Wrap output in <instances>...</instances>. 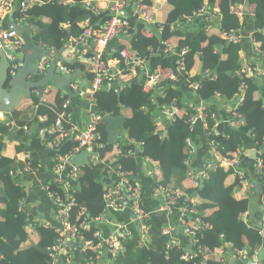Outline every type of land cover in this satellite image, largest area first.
Segmentation results:
<instances>
[{"label":"trees","instance_id":"1","mask_svg":"<svg viewBox=\"0 0 264 264\" xmlns=\"http://www.w3.org/2000/svg\"><path fill=\"white\" fill-rule=\"evenodd\" d=\"M63 1L45 0L43 5L29 11V20L32 22L29 23V29L33 28L32 33L29 34L30 44L34 48L45 45L57 51L64 44L66 45L69 37H77L81 34L80 24L91 20L94 25H102L110 19L109 13L98 14L94 11V3L97 0H90L93 3L90 8L83 5V0H72L69 6H63ZM141 1L150 8L159 5L158 0ZM163 3V8L157 12L158 20L165 26L162 39H171L170 44L187 50L185 54L187 69L195 70L196 79L202 84L196 101L210 102L217 93L228 101L242 92L244 104L239 108V113L244 118V125L238 129V133H229L227 126L221 124L220 136L214 138L209 137L201 127H192L190 117L185 115L186 110L182 103L184 93L169 86L168 80H165L160 87H156L155 93L151 94L144 93L142 83L137 80L126 85L119 93L116 89L97 93L95 102L98 113L104 118L106 115L125 117L127 132L116 144H108L106 151L97 150L100 155L98 164L91 162L89 166L81 168L76 202L79 209L86 210V214L78 219L80 211L74 210L71 222L73 226H79L87 217L90 228L82 232L87 238H92L93 233L100 228L99 219L106 207L104 195L107 191L106 173L107 169L109 170L108 163L103 162V157L120 144L122 154L116 163L122 165L124 171L132 172L133 176L137 177L139 168L144 170L143 163L148 158L158 163L161 184L172 185L174 189L180 190L189 197L198 194L194 197V205H191L190 218L193 222L202 220L208 223L209 227L203 228L197 234L198 244L193 252H198L206 264H221L219 259L210 257L216 249L227 243L232 244L236 249L247 251L251 256L254 251H261L264 248V236L260 235L261 228L249 226L242 218L245 212L251 210L250 198L244 196L241 199L236 198V190L240 192L242 186L237 181V186L228 185L229 179L236 176L234 169L219 166L211 153L207 157L212 167L208 177L204 178L202 186L201 178H197L195 186V181L190 175L194 173L191 164L193 166V156L197 154V150H194V146H189L188 141H196L199 132H203L208 143L212 141L218 143V154L222 158H235L237 150L244 148V137L253 139L255 148L263 145L261 139L264 138V100H260L261 97L258 96L261 92L260 85L254 80V75H249L247 71L257 66L254 61L256 59L257 62L256 57L259 56L255 52V47L264 50V0H165ZM205 5L209 13H217L220 18L216 28L207 30L208 22L196 20L198 28L193 26L192 30L184 27L185 30L170 31V27L180 22L184 16H192ZM132 13L131 6L127 8L132 27L129 34L120 36L110 45L111 49L116 51L113 58H117L121 50L128 49L133 54L142 55L152 69L161 66L165 72L174 70L178 59L170 54L166 55V46L162 44L161 37L156 32L147 33L145 24L138 17H133ZM22 16L21 12H17L12 18L20 20ZM62 25L69 26L68 30H64ZM231 33L242 35L238 44L229 43L224 38ZM82 63L83 59L78 58L68 66L75 71L79 68L83 70ZM10 71L11 67L5 88L12 80ZM205 73L208 74L204 75ZM50 84L55 86L53 83L48 85ZM243 84H246V89H241ZM58 90L60 87H57ZM157 92H162V96H156L153 104L151 99ZM61 97L62 94L58 95L55 104L51 106L41 102L40 99H34L36 110L32 122L25 118L20 119L19 110L14 109L8 116L10 121L16 123L15 128L6 125V121L0 123V264H52L50 250L63 236L62 233H56L55 229L45 228L43 222L33 218L31 212L24 207L28 205L26 202L29 192L23 183L33 174L44 173L42 163L46 162V158L41 160L42 151L46 153L47 160L52 166L57 155H69L75 152L78 146L74 139L70 138L57 150H51L48 148V142L52 141L54 136L47 134L41 139L39 135L37 136L36 128L32 131V135L24 130L25 126H30V130L33 123L36 127L43 123L45 130L50 131L61 113L64 100L70 99L65 94L64 99ZM168 107L179 109V114L173 120L167 119L162 114V110ZM43 117H46V120L42 122L40 119ZM104 118L99 130L102 140L107 142ZM159 120L163 125L162 130L157 125ZM210 125L213 126L214 121H210ZM28 137L31 149L25 151L21 141ZM5 140L20 142V145L15 147V154H11L12 158L5 155ZM191 152L193 156L190 155ZM17 153L25 158L24 162L15 157ZM247 159L248 157L242 159L245 168L248 166ZM260 160L262 164L259 176L263 189L258 197L264 212V152ZM187 161L190 164H187ZM199 173L194 174L198 176ZM45 185L47 184L42 185V190L47 194L44 190ZM156 186V182L152 179L153 190ZM52 190L56 191L57 188L52 186ZM47 196L49 197L48 194ZM21 204H23L22 210ZM208 213L212 214L207 216ZM117 215L114 214V217L116 218ZM120 218L122 215L117 219ZM152 219L154 220L155 216ZM38 237V242H35ZM165 246L155 250L132 249L125 255L121 264H200V259L183 261L182 257L187 253L186 250H166ZM200 247L207 248L213 254L200 253ZM72 252L71 249L70 253Z\"/></svg>","mask_w":264,"mask_h":264},{"label":"built area","instance_id":"2","mask_svg":"<svg viewBox=\"0 0 264 264\" xmlns=\"http://www.w3.org/2000/svg\"><path fill=\"white\" fill-rule=\"evenodd\" d=\"M38 3H40V0H0V58L6 57L11 62V77H15L20 69L16 53L24 45V41L19 37L16 29L7 27L5 22L17 12L23 14L20 18L21 21L29 19L30 15L27 12L36 7ZM71 3L72 0H64L62 5L69 6ZM82 3L86 8H90L93 5L90 0H83ZM96 3L94 11L98 14L107 12L110 15V19L102 25H94L91 20L80 24L81 34L77 37H69L66 40V45L64 44L63 46L68 52L67 58L71 59V61H76L79 55H82V59H85L90 65L92 78L88 87L82 88L77 83H70L69 89L74 96L77 95L87 104L94 105L97 93L102 91L112 89L120 91L126 85L137 80L142 83L144 93L151 94L155 93L156 87H160L165 80H168L169 86L179 89V91L184 93L182 103L186 110L185 115L190 117L192 127L201 124L203 131L209 137L214 138L220 136L221 124L235 129H239L244 125V118L239 113V108L244 104L242 92L237 93L232 100L228 101L219 93L210 102L203 100L196 101L197 93L202 88V84L197 81L196 76H193V70L187 69L185 59L187 50L185 48L180 49L178 45L170 44L171 39H162L165 26L164 23L158 20L157 6L150 8L143 4L141 0H97ZM101 3H104L106 7L104 10L99 8L101 7ZM131 6L133 7L132 16L138 17L145 24L147 33L156 32L161 37L162 44L166 46V55L170 54L178 59L174 70L171 69L165 72L161 66L152 69L150 64L143 59L142 55L139 53L133 54L128 49L121 50L119 56L117 55V58H113L116 55V51L111 49L110 45L120 36H127L132 29L127 15V8ZM206 7L207 5L192 16H184L180 22L170 27V31L174 32L176 29L185 30L184 27L191 28L196 20L208 22L209 26L207 30L216 28L220 18L217 13H209ZM238 13L241 17L240 11ZM64 28L68 29L69 26H64ZM224 38L229 43L238 44L242 39V35L231 33L224 36ZM255 52L261 58L260 68L256 66V68L248 69L247 72L249 75H254V80L264 81V50L255 47ZM54 60L55 51L40 56L36 63L34 76L49 73ZM56 68L62 73L69 74L67 68L61 65L60 61H57ZM207 74L205 73L204 75ZM51 87V85L48 86L49 89L46 94L51 93ZM246 88V84H243L241 87V89ZM153 97L151 99L152 103L155 101V96L153 95ZM61 98L64 99L65 97L62 96ZM164 110L165 113L163 115L169 120H173L179 114V109L176 107H168ZM219 111H222L225 115L219 117ZM2 113L0 111V115ZM225 117L228 118L226 119ZM103 118L101 114L92 110L86 126H83L82 122L79 124L74 118L70 99H66L64 100L56 124L50 131H47L48 135L54 136V139L48 142V148L51 150H57L62 143L70 138L74 139L78 144L75 152L65 156L57 155L54 159V164L51 166L54 180L44 187V190L56 208V218L59 225L58 227L51 226L44 222L42 225L48 229H55L58 234H63L57 241V244L50 250L52 264H59L61 257L70 255L72 248L69 246V243L72 242L77 244L78 250L85 258L86 264H99V260H101L103 255L115 257L122 252L125 243L135 236V227L138 228V245L140 250L146 249L150 243L151 221L153 216H155V212H149L145 209L141 186L135 181L136 177L133 176L132 172L124 171L122 165L117 164L116 161L107 164L109 168L106 173L108 180L105 184L107 191L104 195L106 207L105 212L99 219L100 228L93 233L92 238H87L82 232L88 231L90 228L88 218L85 217L79 226H73L71 222L74 210L78 209L80 211L78 219L86 214V210L84 208L79 209L76 202L79 173L84 165L81 167L73 166L70 162L73 155L87 151L90 157V164L91 162L94 164L99 163L100 155L97 150L106 151L108 147V143L102 140L99 130ZM210 121H214L213 126L210 125ZM161 124L160 121L157 122L158 127ZM188 145L192 147L193 142L189 140ZM209 146L213 156L218 153V143L212 141L209 143ZM190 155L193 156V152ZM245 155L246 152L243 149H239L235 158L220 157L216 159L219 166L226 169H234L237 182H239L242 188H249L248 190H250L254 188V185L249 184L250 182L246 178L245 171L239 169ZM106 156L105 154L103 162H105ZM187 164H190V162L187 161ZM261 164L262 162L259 160L258 169H261ZM143 168L146 176L152 178L157 185L153 190V196L160 201L156 212L171 214L176 209L179 215L178 227L184 235L192 239L191 245L192 249H194L198 244L197 234L203 228L209 227L208 223L202 220L191 221V205H194V198L191 199V197L180 190L174 189L172 185L161 184L157 162L147 158L143 163ZM211 168V166H208L198 176H195L194 173L190 175L191 179L195 181V186L197 185V178L201 176L207 178ZM14 174L12 173V175ZM52 186L56 187L57 190H52ZM20 209H23V204H21ZM124 213H129L128 221L114 217V214H122L123 216ZM248 216L249 212L244 213L242 215L243 220L245 221ZM104 227H109V230H106ZM172 231H174L173 228H168L163 231V234L171 236ZM260 235L263 237L264 231H261ZM165 248L166 250L181 249L177 240H173L172 238L166 243ZM199 250L200 253H206V255L213 254L207 248L201 249L200 247ZM231 251L233 252L234 260L238 262L244 257H248L251 259L250 264H264V259L263 261L259 260L260 251L258 250L254 251L251 256H249L247 251L234 247L231 248ZM198 259H200V264H206L205 260L201 259L199 253L196 251L186 253L182 257L183 261H197ZM219 261L221 264H229L225 256L220 258ZM67 262H69V259Z\"/></svg>","mask_w":264,"mask_h":264},{"label":"crops","instance_id":"3","mask_svg":"<svg viewBox=\"0 0 264 264\" xmlns=\"http://www.w3.org/2000/svg\"><path fill=\"white\" fill-rule=\"evenodd\" d=\"M159 1L160 3H158L159 5H157V12H159L163 8L164 6L163 2H165V0H158V2ZM44 2L45 0H43V3ZM99 8L104 10L106 7L104 6V3H101V7ZM29 19L28 20L24 19L23 21H21L15 18L14 19L9 18V20H7L5 24L9 28H11L13 24L14 25L17 24V26L23 27L24 29L28 30L29 23L30 24L32 23ZM35 23L37 24V22ZM64 26H67V25H62V28L64 30H68V29H65ZM193 26L194 28L195 27L198 28L197 23H195ZM192 29L193 27H191V30ZM32 31H33V28L31 27L30 33H32ZM21 39L25 41L24 37H21ZM20 49H25V45H22ZM51 51H55V60L52 63L49 71H55L56 63L57 61H60L61 65H64V67L67 68V70L69 71V74L67 73H60V75L56 73L50 74V76H52V78L55 80V86H52L50 84L52 86L51 87L52 91L50 94H46L47 90L49 89L48 88L49 85L45 87V90L41 97L38 96L37 89L33 88V89L28 90V92L25 90V93H23L24 96L21 98L19 105L15 108V109H18L20 112V117H19L20 119L25 118L32 122L34 111L36 110L34 99H37V100L40 99L41 102H46L50 104L51 106L55 104L54 101H56L58 95L62 94V96H64L65 93L63 92L62 87H64L65 85L69 87L70 83L72 82L74 84L77 83L82 88L89 86L90 79L92 78L91 77L92 75L90 73L89 63H87L86 60L84 59L82 63L83 70H80V68L76 71L73 70L72 68L68 66V64H72L76 61H71V59L67 58L68 52L66 49H64V47L56 51L54 49L47 48L45 46H36L33 50H30L29 55L32 56L34 53L35 55H38L37 53H39V55L42 56L45 52L48 53ZM39 55H38V58L40 57ZM254 56H252V59L254 58ZM25 57L26 56L22 52L18 54L17 55L18 62L20 63V61L25 59ZM82 57H83L82 55L81 56L79 55V58H82ZM256 58H258L257 61L259 62L257 64V67L260 68L259 65H261V61L259 60V57H256ZM3 63H4L3 58H0V67ZM254 63H256V59ZM19 65L21 68L22 67L21 64ZM196 75L197 73L195 72V70H193V76H196ZM34 78L35 79L33 83H40L44 80L45 75L34 76ZM255 81L260 85V88H261V92L259 93L258 96L261 97L260 100H264V81H260V80H255ZM57 87H61L60 90L57 91ZM158 92L156 93L155 98L156 96H162L161 95L162 92L160 93ZM70 101H71L72 111H73L75 120L79 124L82 122L83 126H86V124L88 123L89 114L91 113L92 110L98 113L96 102L94 103V105H89L83 99L79 98L77 95H75L74 98H70ZM9 114L10 113L3 112L0 115V123L3 121H6V125H11L13 127L12 129H14L16 123L9 120V116H8ZM224 115L225 114L222 111H219V117H223ZM40 120H42L43 122L46 120V117H43ZM29 127L28 126L24 127V130L28 132L29 135H32V131L36 128L37 136L39 135L41 139L45 138L43 136L44 135L46 136L47 131L45 130L43 123H40L39 127H36L35 123H33L30 130H29ZM162 128H163V125H162ZM159 129H161L160 126H159ZM118 131H120V134ZM125 132L121 128H119L116 134L118 139H122L124 135H126ZM227 132L238 133L239 130L235 128L227 127ZM198 136L199 138H197L196 141H193L194 149L195 151L197 150V153H198V159L196 161H195L196 154H194L193 156V166L192 167H194L193 170L195 174L197 172L204 171L208 166H210V162H209L210 159H208L207 157L210 153L212 154L208 140L206 136L203 134V132H199ZM261 141L263 145L261 143L260 145L262 146H260L259 148H255L253 139L244 137L245 143H244L243 149L246 152V155L244 158L248 157V159L246 160L248 163V166H246V168L243 167V164L245 162H242L240 166L241 168L239 169L245 171L246 178L248 176L247 180L250 182L249 184L254 185V188L253 189L251 188L250 190H248L249 188L248 189L242 188L240 192L236 190V198L241 199L243 196L244 198L245 197L250 198L251 210L249 211V216L245 220V222L251 227L261 228L262 229L261 231L263 232L264 231V212H263L262 205L259 203V197H258V195L262 191L261 192L257 191V186L262 184L261 178L259 176L260 173L258 169V163L260 160V156L264 152V138L261 139ZM5 142H6V147L4 151L6 153L5 155L9 158H12L13 156H11V154L12 155L15 154V147H18L20 145V142L18 140H15V141L5 140ZM199 142L203 144V147L198 150L197 145L199 144ZM21 144L23 145V149L25 151H30L31 142H30L29 137L26 140L25 139L22 140ZM117 145L118 146L113 148V150L111 151L109 150L106 153L107 156L105 158V163H110L112 161L117 162V159L120 158L122 151L119 148L120 144H117ZM15 157L21 162L25 160V158L18 153L15 155ZM44 158H46V162L42 163V166H43L42 168L45 170L44 173L40 175L33 174L30 177H27L23 182L29 192L28 201L30 200L29 202L28 201L26 202L28 205L27 206L24 205V207H26V209L31 212L33 218L41 220L42 222L50 224L51 226L58 227L59 224L56 218V212H55L56 210H55L54 204L50 200V198L47 196V194L42 190V185L49 184L52 180H54V175L51 172V166H50L51 163L48 162L46 153L42 151L41 160ZM216 158H220V155L218 153H216L213 157L214 160L218 161ZM135 181H137V183L142 188V193H143L142 199H143V204H144L145 209L149 212H155V219L154 220L152 219L151 221V229H152L151 230V240H150V243L147 249L152 248L155 250V249H159L160 247L162 248L172 238L173 240L175 239L177 240L181 249L186 250L187 254L191 253L193 251L192 245H191L192 239L189 236L184 235L182 230L178 227L179 215H178V212H176V209L171 214H166L164 212H156L159 207L160 201L157 200L153 196L152 179L146 176L145 170H143L141 167L139 168V172H138V175ZM236 181H237L236 176L232 179L230 178L228 181V185L229 186L232 185L233 187L234 185L237 186ZM211 214L212 213H208L207 216H210ZM121 215L122 214H118L116 218H119ZM128 218H129V213H124L121 220L128 221ZM104 228L106 230H109V227H104ZM168 228L174 229V231H172L171 233V236H167L163 234V231ZM38 240H39V237L36 239L35 242H38ZM138 240H139L138 228L135 227V236L132 237V239H130L128 242H126V245L124 246L122 252L115 257H108L106 255H103L99 264H121L125 255L130 253L132 249L135 251L140 250L139 245H138ZM232 247H233L232 244L227 243L225 244V246L219 249H216V251H214V254L210 258H214L215 260L216 259L218 260L225 256L229 264H250L251 263V259L248 257H244L239 262L234 260L233 252L231 251ZM72 251L73 252L70 253V255L61 257L59 264H86L85 258L83 257V255L80 253L78 249H76L75 247H72ZM68 259H69V262H67Z\"/></svg>","mask_w":264,"mask_h":264},{"label":"water","instance_id":"4","mask_svg":"<svg viewBox=\"0 0 264 264\" xmlns=\"http://www.w3.org/2000/svg\"><path fill=\"white\" fill-rule=\"evenodd\" d=\"M12 28L18 31V34L21 37H24V45L25 49H20L17 51V54L21 52L26 56L24 60L20 61L21 68L19 73L10 81L8 86L5 88V85L8 82V71L9 68L12 66L11 62L7 60L6 57L3 58V64L0 67V111L11 113L18 105L21 98L24 96L25 90L28 92L30 89H37V94L39 97L42 96L45 87L49 83L55 84V80L50 76L51 73H56L60 75V71H49L45 75V78L40 83H33L34 82V74L36 71V63L38 61V55L35 53L31 56L29 55L30 50H33V46L31 47L30 44V29H28L27 35H25V30L23 27H19L17 25H12ZM26 36V37H25ZM46 52L43 54L45 55ZM6 62V64H5ZM61 88V87H60ZM63 92L68 95L70 98H74V94L70 91L69 87L65 85L62 87ZM119 93L120 91L117 90ZM26 95V94H25ZM105 130L107 134V142L109 145H114L118 141V137L116 135L117 130L121 128L124 132L126 131V119L123 116L120 117H113L112 115L105 116ZM126 133V132H125ZM253 155V154H252ZM73 166H89L90 165V157L87 151H83L81 154L74 156L70 162ZM201 178V186L203 185V176ZM263 185L260 184L257 186V191L261 192ZM198 194H194L191 196V199L196 197ZM71 247H75L77 249V245L75 242L69 244ZM264 259V249H262L259 253V260L263 261Z\"/></svg>","mask_w":264,"mask_h":264},{"label":"rangeland","instance_id":"5","mask_svg":"<svg viewBox=\"0 0 264 264\" xmlns=\"http://www.w3.org/2000/svg\"><path fill=\"white\" fill-rule=\"evenodd\" d=\"M39 5H43V0H40V3H38V5L37 6H39ZM31 11V10H30ZM27 13H29V11L27 12ZM22 26V25H21ZM25 31V35H27V33H28V30L27 29H24ZM26 37V36H25ZM259 62L257 61L256 62V64H258ZM157 102V101H156ZM155 103V101L153 102V104ZM158 104H160V102H157ZM165 113V110H162V114H164ZM159 121H161V120H159ZM196 127H201L202 129H203V127H202V125L201 124H198ZM160 128L162 129V124L160 125ZM119 132V134H120V131H118ZM117 134V133H116ZM118 134V135H119ZM203 147V144L201 143V142H199V144L197 145V148H198V150L199 149H201ZM198 159V153L196 154V158H195V161ZM141 192H142V188H141ZM142 195H143V193H142ZM151 239V238H150Z\"/></svg>","mask_w":264,"mask_h":264},{"label":"clouds","instance_id":"6","mask_svg":"<svg viewBox=\"0 0 264 264\" xmlns=\"http://www.w3.org/2000/svg\"><path fill=\"white\" fill-rule=\"evenodd\" d=\"M97 2V1H96ZM96 2L94 3L95 4V7H96ZM96 9V8H95ZM28 20V19H27ZM14 25V24H13ZM15 25H17V24H15ZM12 27V26H11ZM17 31V30H16ZM18 32V31H17ZM19 37H21L20 35H19ZM43 46H45V45H43ZM45 47H47V46H45ZM48 48V47H47ZM47 53V52H46ZM16 55H17V53H16ZM40 58V57H39ZM39 60V59H38ZM20 64V63H19ZM57 69V68H56ZM57 70H59V69H57ZM60 71V70H59ZM19 72V71H18ZM62 73V72H61ZM18 74V73H17ZM11 77V76H10ZM12 79L14 78V77H11ZM104 117V116H103ZM105 119V118H104ZM105 121V120H104ZM48 133V132H47ZM47 133H46V135H47Z\"/></svg>","mask_w":264,"mask_h":264}]
</instances>
